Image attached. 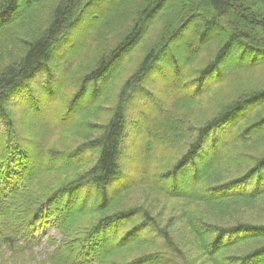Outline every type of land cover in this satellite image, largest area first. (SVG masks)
Wrapping results in <instances>:
<instances>
[{"label": "trees", "instance_id": "16d2710c", "mask_svg": "<svg viewBox=\"0 0 264 264\" xmlns=\"http://www.w3.org/2000/svg\"><path fill=\"white\" fill-rule=\"evenodd\" d=\"M86 25L95 26L88 41L70 50ZM1 42L12 48L5 59L0 54V248L45 264L184 259L170 226L157 221L155 200L134 198L137 185L121 164L130 100L147 95L143 83L171 68L182 95L173 99L164 136L190 140L164 171L141 173L143 193L195 207L182 206L180 219L208 263L264 264V82L240 78L264 68V0H0ZM138 48L143 54L108 118L90 123L117 68ZM60 52L74 60L94 56L71 92L67 75L54 84ZM199 60L204 64L191 69ZM228 80L245 87L202 123L175 116ZM62 95L65 110L48 119L41 138L33 123L21 125L17 108L41 114ZM80 99L87 103L75 108ZM146 155L150 163L148 148ZM41 181L49 183L39 187Z\"/></svg>", "mask_w": 264, "mask_h": 264}, {"label": "rangeland", "instance_id": "374dc122", "mask_svg": "<svg viewBox=\"0 0 264 264\" xmlns=\"http://www.w3.org/2000/svg\"><path fill=\"white\" fill-rule=\"evenodd\" d=\"M87 22H89V20ZM93 27L95 26L91 25L88 27V25H86L80 30L78 29L77 40L74 41V44L70 50L78 51V49H80V47H82L83 44L88 41ZM100 37L101 36H99L94 42L98 44V39H100ZM189 39L192 40V37L190 38L189 36ZM114 41L115 38L112 37L111 42L108 43L109 47L114 43ZM183 43L184 42L178 41L176 46H179L180 49H182L184 46ZM11 48L12 45L10 44H4L3 42L0 43V54L3 52L4 59L7 56L8 50ZM100 50L101 51L99 52L102 54V49L100 48ZM88 51L86 53L83 52L84 55H87V53H89ZM100 54L97 53V56H99L97 58H100ZM142 54V48H138L130 57L127 58L126 61L122 63L121 66L117 68L114 80L111 81L108 88L107 102H104L102 98L101 112L97 115L88 116L91 118L89 121L90 123L104 122L106 118H108L111 108L117 103V97L123 87L122 82L125 81L124 79L128 76L127 74L135 69ZM93 57H89V59H93ZM72 58L73 56L70 57V54H61L60 52L59 54L55 55V59L53 61L58 65L61 64L63 67L61 68L57 66L59 70L57 69L55 77L59 79H53L54 84L61 83L63 78L66 79L67 75V79H71L72 84L68 88L69 92L75 89L73 88V82L77 80L78 75H83L85 73V69L89 65V59L84 60L85 57H79L75 60ZM203 64L204 62L199 60L193 66H191V69L198 68ZM254 71L255 73L252 75L249 73L242 75L240 77L241 80L248 81L251 79L252 81L263 83L264 68H259ZM177 79L182 80V75H179ZM42 82L45 83V77H43ZM180 83L179 81H175L173 78L172 69L165 68L162 74L152 75L147 79L146 82L143 83V85L146 86L147 95L144 93H136L137 95L132 97L128 108L127 118L129 124L127 126V138L125 140L121 164L125 172L130 176L129 182L134 180L131 186L137 185L133 188L134 198L138 201L146 200L149 205L153 199L155 200V204L153 206L155 208L154 212L157 214L158 223H160L162 226H170L169 230L173 234L175 242H177L183 248L181 250L184 253V259L181 260L179 264H210L201 255L199 249L195 247V243L192 242L191 238L189 237L190 231L187 224L185 221L180 219L182 215V211L180 209L182 206H184L186 210H194L195 207L191 204H186L183 200L178 198H155V196L152 194L145 195L143 193V189L146 186H142L144 184H140L143 182V179H141V173L144 172L148 175V177H154L157 173L164 171L165 168L172 165V163L178 159L187 148L188 142L190 140L188 134L180 137L179 139H177L176 136H164V132H166V127L163 126L165 119L169 118L170 114L174 112L173 99L182 95ZM244 87L245 85L240 81L228 80L224 84L213 89V91H211L201 101L196 100L189 102L187 106V108H189L187 110L186 107L183 108L181 111H184V113H175V116L179 119H185V121L189 120L190 124L198 125L202 123L204 119L210 117L217 110L220 103L227 101L235 94L237 90H242ZM63 91V85L57 89V92L60 94L63 93ZM63 95L59 99L54 100L51 103L52 105L50 104L48 107L47 101L49 100H45L42 97V102L47 108L46 111L41 112V114H28L25 108H17L20 111L16 112V116L19 119L21 125L29 129V126L32 128L31 124L33 123V125L37 127V130H32L38 136L40 135L39 137L41 138L46 132L43 127L48 124V119L53 118L55 115L61 118L60 114L65 110V102L62 100ZM86 103L80 99L75 108H81ZM141 109L145 110V114H141ZM187 111H190V113L187 114ZM23 117L26 120H20V118ZM69 118H71V115ZM74 122H77L76 119ZM79 125L80 124L76 126V124H74L73 127H79ZM49 129L50 128H47V130ZM157 131L163 132V135L161 134L160 136V133ZM31 138L34 140L33 136ZM35 144H38L39 146L40 141L35 139ZM68 144L70 146V143ZM57 147L59 146L57 145ZM147 148L149 150L151 159L150 163L145 160V156H147ZM48 183L49 182L41 181L39 183V187H42L41 185H44L45 187V185ZM180 184L183 185V182L180 181ZM140 196L144 197L142 198ZM139 197L141 200H139ZM261 217L263 218V216ZM54 233L55 232H52V235H54ZM49 241L52 240L44 238L43 244L46 246L47 250H52L53 248L50 245L51 243L46 244V242ZM43 248L44 247L42 246L35 249V251ZM32 258L33 257H31V255H17L15 257L10 251L4 249V247L0 248V264H24L22 261H30V264H45L43 262V258H38L40 259L38 263Z\"/></svg>", "mask_w": 264, "mask_h": 264}]
</instances>
